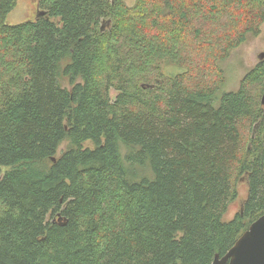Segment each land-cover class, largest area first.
<instances>
[{"label":"trees","instance_id":"obj_1","mask_svg":"<svg viewBox=\"0 0 264 264\" xmlns=\"http://www.w3.org/2000/svg\"><path fill=\"white\" fill-rule=\"evenodd\" d=\"M126 1L37 0L9 24L0 0V264H212L264 213V59L220 95L215 64L213 85L160 65L257 35L264 0Z\"/></svg>","mask_w":264,"mask_h":264},{"label":"rangeland","instance_id":"obj_2","mask_svg":"<svg viewBox=\"0 0 264 264\" xmlns=\"http://www.w3.org/2000/svg\"><path fill=\"white\" fill-rule=\"evenodd\" d=\"M126 2L128 5H132L134 0H127ZM37 11V0H17L14 8L7 14L6 22L9 24H16L27 20H33L37 15ZM212 30L214 31L213 28ZM213 35L216 34L212 32V36ZM208 36L212 37L209 34ZM217 38L218 36H216V39H210L209 46H201L200 49L183 46V63L180 65H174L169 62H162L160 64L161 70L165 75L173 76L183 72L186 68H189L187 69V73L190 75L189 81L195 83L201 82L205 85H213L218 80L216 71L212 68L215 64L222 69L221 75L223 78L218 87L217 95H220L222 92L237 90L243 77L260 62V59L258 58L259 54L264 53V22L260 25L259 33L257 35L247 34L242 43L232 48H228L225 53L219 51L221 44L217 41ZM192 50H197L198 53L193 52ZM60 82L64 87L69 88V83L66 77H60ZM249 91L258 96L259 101L264 93L257 84L249 86ZM242 129L248 136V126L245 125ZM84 145L92 146L91 142H86ZM67 146L68 140H63L58 147L57 155L64 151ZM126 150L125 146L121 147L122 154H125ZM7 169L4 168L3 172ZM141 170L142 167H138V173L149 174L146 166L145 170ZM235 185L238 191V196L235 200L228 203L227 209L222 216L224 221H230L234 218L236 213L241 210L243 200L246 197L247 184L243 176L237 177Z\"/></svg>","mask_w":264,"mask_h":264},{"label":"water","instance_id":"obj_3","mask_svg":"<svg viewBox=\"0 0 264 264\" xmlns=\"http://www.w3.org/2000/svg\"><path fill=\"white\" fill-rule=\"evenodd\" d=\"M44 14V10L38 9L36 16ZM110 25L111 19H105L100 24V30L103 32ZM258 58L262 60L264 53L259 54ZM260 102L264 107V93ZM58 216L61 220L60 213ZM212 264H264V213L249 224L223 256L216 254Z\"/></svg>","mask_w":264,"mask_h":264},{"label":"bare ground","instance_id":"obj_4","mask_svg":"<svg viewBox=\"0 0 264 264\" xmlns=\"http://www.w3.org/2000/svg\"><path fill=\"white\" fill-rule=\"evenodd\" d=\"M261 101V100H260ZM1 210V209H0Z\"/></svg>","mask_w":264,"mask_h":264}]
</instances>
